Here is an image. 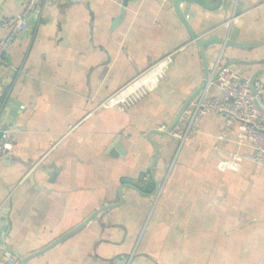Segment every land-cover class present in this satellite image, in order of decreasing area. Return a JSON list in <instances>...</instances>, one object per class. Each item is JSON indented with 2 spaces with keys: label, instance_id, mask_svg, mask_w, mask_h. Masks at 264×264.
I'll return each mask as SVG.
<instances>
[{
  "label": "crops",
  "instance_id": "0c3cea01",
  "mask_svg": "<svg viewBox=\"0 0 264 264\" xmlns=\"http://www.w3.org/2000/svg\"><path fill=\"white\" fill-rule=\"evenodd\" d=\"M22 1L0 0V42ZM178 1L131 0L117 25L116 0H47L29 18L0 69V130L15 140L0 161V251L20 264H264V165L237 126L208 114L180 150L169 133L222 50L223 65L264 79V44L203 57L192 37L263 43L264 0ZM166 56L147 97L99 108ZM232 155L239 171H219Z\"/></svg>",
  "mask_w": 264,
  "mask_h": 264
},
{
  "label": "built area",
  "instance_id": "2783aa9c",
  "mask_svg": "<svg viewBox=\"0 0 264 264\" xmlns=\"http://www.w3.org/2000/svg\"><path fill=\"white\" fill-rule=\"evenodd\" d=\"M160 1L166 3L168 0ZM46 2L47 0H23L20 14L1 19V26L7 35L0 42V69L9 64V51L27 31L29 18L40 11ZM116 3L122 7L124 0H116ZM236 6L237 1L235 12L224 24L228 31L239 18ZM227 41L228 36L224 39V42ZM225 47L223 44V49ZM222 58L223 50L209 72L205 87L184 109L178 123L169 133L178 140L180 150L186 143L195 140L206 115H222L226 121L225 132L236 125L239 143H248L252 151L251 161L257 165H264V79L245 78L232 67L223 65ZM171 63V56L162 58L102 102L99 108L127 112L165 82ZM212 87L217 88L218 95L210 94ZM2 97L3 94L0 92V101ZM14 141L9 129L2 130L0 161L13 150ZM241 162L240 156L232 155L229 159L222 160L217 168L221 172L239 171ZM162 192L163 186L155 195V204L162 196ZM130 263L131 259L127 264ZM0 264H20V259L13 251L4 249L0 251Z\"/></svg>",
  "mask_w": 264,
  "mask_h": 264
},
{
  "label": "water",
  "instance_id": "95a60500",
  "mask_svg": "<svg viewBox=\"0 0 264 264\" xmlns=\"http://www.w3.org/2000/svg\"><path fill=\"white\" fill-rule=\"evenodd\" d=\"M131 0H124V3H123V5H122V7H121V14H120V16H119V18L116 20V22H115V24L117 25V24H119L123 19H124V17H125V15H126V13H127V8H128V5H129V2H130ZM181 2H182V0H179L178 1V4H177V8H178V6L181 4ZM223 2V0H216V4H221ZM262 2H263V0H260V1H258L257 3H255V4H253L254 6H259V5H261L262 4ZM231 5V3H228V6H230ZM181 18H182V20L183 21H185V18L183 17V16H181ZM192 37H193V40H195L197 43H198V45L200 46V48H201V52H202V54H203V57H205V55H204V53H205V49L207 48V47H209V46H211V45H226V47H239V48H248V47H256V46H259V45H262V44H264V42L263 43H234V42H232V41H230V40H228L227 42H224V39H219V38H217V37H210V38H208V39H203L202 37H199V36H197L196 34H194V33H192ZM208 76H209V71H208V73H207V78H206V81H205V83H204V85L201 87V89L203 88V87H205V85H206V83H207V79H208ZM200 89V90H201ZM192 100H190V101H188L187 103H186V105H185V107L182 109V111H181V113L179 114V117H178V119H177V123H178V121H179V118L181 117V115H182V113H183V111H184V109L188 106V104L191 102ZM176 123V124H177ZM1 134H2V130H0V137H1ZM116 148H117V150L120 152V153H122V150L120 149V147L117 145L116 146ZM116 153H114V155H115ZM124 182H132V181H130V180H124ZM92 219H90V220H88V221H86V223H88V222H90ZM40 254V253H39Z\"/></svg>",
  "mask_w": 264,
  "mask_h": 264
}]
</instances>
